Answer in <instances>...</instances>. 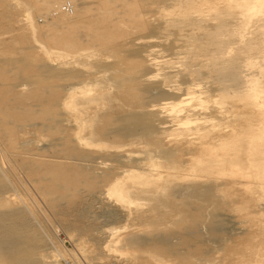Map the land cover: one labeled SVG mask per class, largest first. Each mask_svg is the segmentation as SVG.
<instances>
[{
  "label": "bare ground",
  "instance_id": "obj_1",
  "mask_svg": "<svg viewBox=\"0 0 264 264\" xmlns=\"http://www.w3.org/2000/svg\"><path fill=\"white\" fill-rule=\"evenodd\" d=\"M1 158L0 264H60L14 176L131 264H264V0H0Z\"/></svg>",
  "mask_w": 264,
  "mask_h": 264
},
{
  "label": "rangeland",
  "instance_id": "obj_2",
  "mask_svg": "<svg viewBox=\"0 0 264 264\" xmlns=\"http://www.w3.org/2000/svg\"><path fill=\"white\" fill-rule=\"evenodd\" d=\"M65 1V0H64ZM67 1V0H66ZM87 1V0H83ZM60 2V1H59ZM72 3V2H71ZM66 7L61 6V9L67 10L68 4H65ZM72 4H70L71 6ZM52 8L48 10H40L34 12V21L37 26L43 30L45 35L49 34L46 29V22L50 20L52 16L56 13ZM57 11V10H56ZM69 11V9H68ZM75 14V8L74 13ZM72 14V16H73ZM16 19L17 17H21L19 13H15ZM71 16V15H70ZM18 17V18H19ZM19 20V19H18ZM16 25V23H14ZM62 35H68L67 31L62 32ZM51 42V41H50ZM52 44V42H51ZM7 162L5 159H0V166L3 170L7 168ZM14 181L16 184V188L21 196L25 199V201L30 206V210L34 215V218H29V222L25 229V234L27 239H37L38 252L41 254L43 258L46 260L51 259L50 254L52 251H59L61 255H58L60 264H131L133 260L128 256L127 253L120 254L119 251L106 252L101 248L98 242L89 238V235H82L78 229L69 230L66 229L65 224L59 220L60 213L56 209H51L43 199V196L34 193L30 189L24 188V185H21L19 179L14 176ZM92 214L89 217V220H92L91 223L93 228L104 229L106 227L115 228V226H119L122 222H115L112 217L107 212H103L102 210L95 209L91 211ZM247 216V215H246ZM231 218V219H230ZM224 218L225 227L230 229L231 231H237V233L244 231L245 228L251 225L247 224L243 219H240L238 216L236 217H227V221ZM95 220V221H94ZM230 221V222H229ZM240 221V222H239ZM244 221V222H243ZM235 222V223H234ZM233 224V225H232ZM243 227V229H241ZM255 226H252V229ZM68 228V227H67ZM110 228V229H111ZM238 229V230H236ZM95 233L94 229L92 233ZM249 236H251L249 234ZM80 238V239H79ZM247 238L244 235L242 242L239 244V248L243 249L247 243ZM246 244V245H245ZM244 245V247H243ZM241 246V247H240ZM243 247V248H242ZM128 251V250H127ZM219 253V255H218ZM223 252H216L215 256L222 255ZM132 261V262H131ZM131 262V263H130ZM172 260L168 262L171 264Z\"/></svg>",
  "mask_w": 264,
  "mask_h": 264
}]
</instances>
